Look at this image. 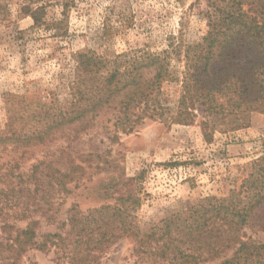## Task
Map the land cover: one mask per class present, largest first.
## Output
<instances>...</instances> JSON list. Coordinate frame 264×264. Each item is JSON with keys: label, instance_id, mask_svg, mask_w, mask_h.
Listing matches in <instances>:
<instances>
[{"label": "rangeland", "instance_id": "obj_1", "mask_svg": "<svg viewBox=\"0 0 264 264\" xmlns=\"http://www.w3.org/2000/svg\"><path fill=\"white\" fill-rule=\"evenodd\" d=\"M5 9L0 13V132L6 127L19 133L39 130L46 111L55 112L68 105L72 97L69 84L75 64L72 54L93 52L105 59L102 74L113 66L130 69L129 63L144 53L161 54L176 46L197 42L206 31L204 0H1ZM46 5L43 20L46 27L33 28L31 18L20 13L22 4ZM64 11V16L61 13ZM60 22L65 36L54 35ZM117 56H123L118 58ZM117 57V58H116ZM107 61V62H106ZM171 79L163 82L147 106L130 109L131 130L122 131L120 95L111 106H103L97 116L88 119L85 130L73 136L55 134L45 146L0 145V227L3 223L23 228L27 221H17L15 212L25 208L24 188L29 186L31 168L50 159L61 170L73 165L84 170L75 172L77 188L69 185L66 192L55 193L48 217L37 218V240L59 234L65 240L67 254L79 238L70 230L67 218L73 212L88 215L101 206L117 207V178L139 177L137 192L140 205L133 212L139 233H148L166 219L180 214L191 205L207 198H224L235 189L249 171L251 163L264 161V113H253L246 128L225 134L214 133L206 143L199 126L201 113L195 111L190 125L173 123L176 104L181 93L182 59H169ZM132 74V73H131ZM149 71L145 79L152 78ZM133 105L129 106L132 107ZM142 109L153 110L154 117H140ZM128 131V127H126ZM73 139L68 142L65 139ZM68 143L74 148L71 158L59 151ZM90 155L89 158H85ZM59 156H61L59 158ZM102 161L117 166L114 172H98ZM46 159V160H45ZM47 209V207H44ZM31 210V208H29ZM72 213V214H73ZM114 226L120 227L118 220ZM110 230L114 238L101 253L98 264H168L134 254V242L121 232ZM258 243L264 244V233L247 231ZM7 231L0 237L5 241ZM85 244L86 248H93ZM54 248L49 251L29 250L18 264H67L59 259ZM71 253V252H70ZM8 252L1 261H7ZM57 257V258H56ZM0 261V263H1ZM10 261V260H8Z\"/></svg>", "mask_w": 264, "mask_h": 264}, {"label": "trees", "instance_id": "obj_2", "mask_svg": "<svg viewBox=\"0 0 264 264\" xmlns=\"http://www.w3.org/2000/svg\"><path fill=\"white\" fill-rule=\"evenodd\" d=\"M1 1V0H0ZM205 34L193 44L168 46L161 54L144 53L129 63L130 69L113 66L102 74L105 59L93 52L72 54L75 64L73 79L69 84L71 102L60 105L55 112L46 111L44 124L39 130L19 133L11 124L0 132V145L32 147L45 146L53 136L73 132V137L85 130L84 124L93 119L103 106H111L120 95L127 94L123 104L122 119L117 123L122 131L131 130L130 109L146 107L158 93L163 82L171 79L169 59H182L181 93L176 104L173 123L190 125L195 111L201 113L199 123L206 143L213 134L234 132L249 125L253 113H264V0H204ZM5 6L0 2V13ZM46 5L22 4L20 13L32 20L33 28L46 27L43 18ZM64 16V11L61 13ZM60 22L54 25V35L65 36ZM48 30V26L45 28ZM118 58L123 56H117ZM116 57V58H117ZM107 62V61H106ZM153 72L152 78L145 75ZM132 73V74H131ZM133 105L129 108V106ZM142 109L135 123L154 111ZM128 127V131L126 130ZM69 136L65 139L73 142ZM74 148L68 143L59 151L61 156L71 154ZM59 156V158L61 157ZM86 155L85 158H89ZM98 158V156H96ZM46 160V159H45ZM95 170L117 172V166L98 158ZM61 170L57 161L50 159L31 168L29 186L24 188L25 208L15 212L17 221H27L23 228L3 223L2 234L9 231L5 241L0 237V261L8 252L7 261L0 264H18L29 250L49 251L54 248L59 259L67 264H98L101 253L116 235L110 230L130 237L137 257L168 264H264V244L258 243L247 231L264 233V161L257 160L237 187L224 198L207 197L191 205L184 212L166 219L148 233H139L134 224L133 212L140 205L137 182L139 177L118 179L114 186L118 193L117 207L101 206L88 215L71 213L67 218L70 230L79 241L67 254L65 240L59 234L46 235L37 240V218L48 217L55 193L66 192L71 183L77 188L75 172L83 171L73 165ZM47 207V209H44ZM31 208V210H29ZM1 213V212H0ZM115 220L120 224L114 226ZM113 230V231H114ZM88 246L93 248L83 247ZM63 248V249H62ZM71 252V253H70ZM57 258V257H56ZM10 260V261H8ZM57 264H63L58 262Z\"/></svg>", "mask_w": 264, "mask_h": 264}]
</instances>
